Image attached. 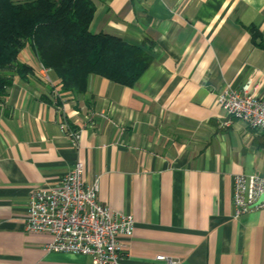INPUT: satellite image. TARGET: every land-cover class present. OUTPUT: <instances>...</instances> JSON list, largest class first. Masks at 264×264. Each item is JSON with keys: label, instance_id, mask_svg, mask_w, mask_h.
Wrapping results in <instances>:
<instances>
[{"label": "crops", "instance_id": "crops-1", "mask_svg": "<svg viewBox=\"0 0 264 264\" xmlns=\"http://www.w3.org/2000/svg\"><path fill=\"white\" fill-rule=\"evenodd\" d=\"M92 1L91 32L153 59L131 86L91 74L75 93L21 50L35 74L16 73L0 108V264H91L24 227L28 193L78 159L85 182L98 179V201L135 219L121 237L126 264H165L161 253L176 264H264V207L235 216L231 198L236 174L264 178V130L238 118L223 126L216 101L249 76L264 97V0Z\"/></svg>", "mask_w": 264, "mask_h": 264}, {"label": "built area", "instance_id": "built-area-1", "mask_svg": "<svg viewBox=\"0 0 264 264\" xmlns=\"http://www.w3.org/2000/svg\"><path fill=\"white\" fill-rule=\"evenodd\" d=\"M44 76L50 81L47 73ZM259 85L255 77L249 76L239 89L227 84L217 93L216 101L227 114L223 126L238 118L250 128L264 130V97L258 94ZM52 91L56 93L55 88ZM62 127L76 145L77 131L66 122ZM83 170L84 162L78 159L55 184L34 187L27 196L24 227L29 231H48L52 236L46 244L48 250L86 254L91 257V264H126L121 237L133 232L135 219L132 214L101 204L97 199L98 179L86 183ZM261 194H264L263 177L236 174L231 193L235 216L264 207V199L254 205ZM155 259L165 264L177 263L175 258L162 253Z\"/></svg>", "mask_w": 264, "mask_h": 264}, {"label": "trees", "instance_id": "trees-1", "mask_svg": "<svg viewBox=\"0 0 264 264\" xmlns=\"http://www.w3.org/2000/svg\"><path fill=\"white\" fill-rule=\"evenodd\" d=\"M94 10L92 0H0V108L16 73L22 79L35 74L21 58L26 45L65 91L83 93L91 74L128 86L137 81L152 53L122 37L91 32Z\"/></svg>", "mask_w": 264, "mask_h": 264}, {"label": "water", "instance_id": "water-1", "mask_svg": "<svg viewBox=\"0 0 264 264\" xmlns=\"http://www.w3.org/2000/svg\"><path fill=\"white\" fill-rule=\"evenodd\" d=\"M264 199V194H261L258 200L254 203V205H258Z\"/></svg>", "mask_w": 264, "mask_h": 264}]
</instances>
